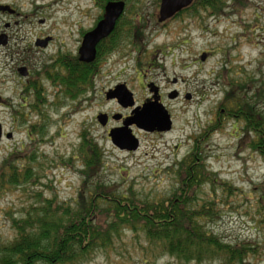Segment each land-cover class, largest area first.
Masks as SVG:
<instances>
[{
    "label": "rangeland",
    "instance_id": "374dc122",
    "mask_svg": "<svg viewBox=\"0 0 264 264\" xmlns=\"http://www.w3.org/2000/svg\"><path fill=\"white\" fill-rule=\"evenodd\" d=\"M225 2L216 14L211 8L195 6L197 13L191 8L163 23L159 22L161 0L127 5L117 28L118 49L107 55L112 83L72 100L64 93L65 85L50 82V107H42L45 116H40L31 110L33 102L22 106V87L11 63L22 46L43 34L54 38L50 57L74 58L82 43L81 33L95 27L103 16L102 7L98 0H0V6H11L19 13L0 16V32L9 37L8 47H0V95L11 105L0 107V123L4 135L12 134L0 144V169L11 152L35 144L28 135L33 126H45L44 142L31 148L38 155L32 167L34 172L39 169L41 181L30 190L42 191L49 198L57 196L75 207L85 179L79 159L85 132L104 153L105 167L92 179L95 183L118 192L132 191L143 200L166 198L177 187V164L190 154L194 138L219 117L224 125L209 135L205 165L217 180L238 192L217 185L203 189L199 198L214 202L219 212L206 222V229L226 243L249 244L257 250L264 243L258 212L264 194V156L241 144L246 141L244 121L224 114L230 106L226 98L238 95L264 116V0ZM130 29L132 36L128 37ZM117 83L127 84L138 100L149 96L152 86L158 87L173 122L172 130L162 135L136 132L140 148L131 154L116 148L96 121L99 112L116 109L102 93ZM44 85L46 88V81ZM173 91L179 93L178 99L168 97ZM23 189H0L1 242L15 238L11 220L21 217L33 203V194H25ZM160 255L143 238L127 232L122 242L100 251L87 264H176ZM257 256L244 264H264V255Z\"/></svg>",
    "mask_w": 264,
    "mask_h": 264
},
{
    "label": "trees",
    "instance_id": "16d2710c",
    "mask_svg": "<svg viewBox=\"0 0 264 264\" xmlns=\"http://www.w3.org/2000/svg\"><path fill=\"white\" fill-rule=\"evenodd\" d=\"M98 1L102 9L108 2L114 1H124L129 6L137 4V0ZM196 4L211 8L215 14L226 6L225 0H196L191 7L196 13ZM122 21L123 18L117 28L121 27ZM105 42L97 47L96 61L85 64L84 90L73 88V70L69 69V76L64 78V93L70 99L91 92L94 78L99 73L98 64L106 58ZM79 80L77 77L78 83ZM38 99L41 97L38 96ZM225 101L230 106L225 109L224 116L230 119L235 116L237 122L242 120L246 125V141H241V144L264 156V116L256 112L246 97L237 95ZM44 106H47L45 99L43 102L36 101L31 110L45 116L42 112ZM218 118L194 138L190 154L177 164V187L168 197L153 200H143L132 191L118 192L110 186L95 183L92 179L100 175L105 167L104 153L98 143L84 132L79 159L85 179L74 202L75 207L61 202L57 196L49 198L42 191L32 193L30 190L41 181L39 169L34 172L32 167L38 155L35 151L31 152V148H37L46 136L45 126H33L28 135L35 144L11 152L0 169V189L22 186L25 194H33L30 197L33 203L24 209L23 215L11 220L15 238L9 242L0 241V264H87L100 251H107L122 242L127 232L138 239L143 238L157 255L174 260L176 264H244L250 257L258 255L259 259L262 258L264 243L257 246V250L244 243L231 245L206 229V222L219 212L214 202L199 198L203 189L208 185L213 188L217 185L227 187L229 192H238L233 186L217 180V176L205 165V146L209 135L220 131L224 125ZM20 159L24 163L18 166ZM258 212L260 224L264 227V194L260 196Z\"/></svg>",
    "mask_w": 264,
    "mask_h": 264
},
{
    "label": "flooded vegetation",
    "instance_id": "af4514ba",
    "mask_svg": "<svg viewBox=\"0 0 264 264\" xmlns=\"http://www.w3.org/2000/svg\"><path fill=\"white\" fill-rule=\"evenodd\" d=\"M195 6L197 8H204L199 4H196ZM9 7L12 10H14L13 7H11V6H9ZM191 7L192 6L184 9L182 12L175 15L174 17L180 15L183 12H186ZM101 10L103 11V14H104V9H101ZM2 14L6 15V14H10V13H7V12L0 13V16ZM10 15H12V14H10ZM13 15L19 16V13L15 12ZM174 17L169 19V21L173 20ZM102 18H103V16L96 22V25L93 29L96 28V26L100 23ZM41 22H44V21H41ZM9 28H10V24H6L5 29H9ZM92 30H89L87 32L83 31L81 33L82 34V42H83L85 35ZM117 33L118 32H117V26H116L114 32L108 38L103 40L104 42L106 41L104 44L105 49L107 50L106 58L104 60L101 59V62H99V64H98L99 71H97V72H99V73L95 76L94 81H93V87H92V90L94 92H98L100 90L99 88L103 89V87L106 84L112 83V78L110 77L111 72L108 71L110 68L108 66H111L112 64L109 65V62L111 61V59L108 58L107 55H110L111 53L116 52L118 49V45H117L118 34ZM1 36L7 37V44L4 46H0V47H8V45H9L8 35L5 32H0V37ZM53 42H54V38L51 37L50 34H43V35L37 36L32 43H28V44H26L20 48V52L18 53V57L10 65L11 67L13 66L12 67L13 72H15V74H17L18 85L20 87H22V94L20 95V98H21L23 107L28 105L30 101L33 103H35L36 101L43 102L44 99L47 100L46 101L47 106L50 107V82L51 83L54 82V84H57V85L61 84L60 86H62V84L65 85L64 78L69 76V74H68L69 69L73 70V77H72L74 79L73 80L74 81L73 82V88L79 89V90H84V86H85L84 67H85L86 63L80 61L79 51H80L81 46L78 49L74 58H70L69 56L61 57L59 55H55V56L50 57V45ZM81 45H82V43H81ZM50 61L52 62L51 65H50ZM50 68L52 70H50ZM77 77H78V79H80L79 83L77 82ZM45 81H46V86H47L46 88H44L45 87V85H44ZM97 82L99 84H97ZM122 85H126L128 90L131 93H133L130 90V88L128 87V85L125 83H120V84L117 83V85H115L113 87L106 88L103 91L102 96L107 103L114 104L116 106V109L112 110V111L99 112L96 116L97 123L106 130L107 138L109 141H111L110 132L113 129L122 128L126 123H128L127 121L132 116V113H133L135 108H140L145 104L151 103L152 101H154L155 97L160 98V103L163 104V102H164L163 101L164 96L160 92L159 88L156 86H152L153 89H151V94L149 96H145L143 99L138 100V98H136V96L133 93L135 106L133 108H123L119 104V101L117 99L118 96H116V95H125L124 89H119V87ZM92 90H91V92H92ZM116 92H117V94H116ZM173 92H175V91H173ZM173 92L170 93L168 95V97L170 99H178L179 93H177L176 98H172L174 95ZM82 94H79V95H82ZM108 95H110V96L115 95V98L107 100ZM38 96H40L41 99H38ZM92 100L93 99H91V101ZM5 106L8 107L11 105H8L7 99H5L3 95H0V107H5ZM100 114H104L107 116V119H106L107 123L105 126H102L101 123H99V121H98V116ZM131 129H132L133 134L136 137H137L136 132H146V133L160 134V135L165 134V133H161L158 131L148 132V131H145L143 129L137 128V126H135V125L131 126Z\"/></svg>",
    "mask_w": 264,
    "mask_h": 264
},
{
    "label": "water",
    "instance_id": "95a60500",
    "mask_svg": "<svg viewBox=\"0 0 264 264\" xmlns=\"http://www.w3.org/2000/svg\"><path fill=\"white\" fill-rule=\"evenodd\" d=\"M194 0H161L160 6V18L159 22L163 23L175 15L182 12L184 9L190 7ZM126 9V3L124 1L109 2L105 6V11L102 20L96 26V28L87 33L83 39L79 55L80 61L86 64L95 62L97 58V46L106 38H108L115 30L118 21L122 18ZM14 14L15 11L9 6H0V13ZM7 44V37H0V46ZM205 56L202 57L204 60ZM119 89H124L125 95H116L119 104L123 108H133L135 106L134 95L131 93L126 85H122ZM118 92V91H117ZM116 92V94H117ZM173 97H177V93L173 92ZM115 98V95H108L107 100ZM107 116L100 114L98 121L102 126H105ZM122 128L113 129L110 132V138L112 144L120 151L136 152L140 148V142L138 138L133 134L131 126L135 125L139 129H143L148 132L158 131L166 133L172 130L173 122L169 112L164 105L160 103V98L155 97L154 101L145 104L140 108H135L132 116L128 119ZM3 126L0 123V144L3 140ZM12 134H8L6 137L9 139Z\"/></svg>",
    "mask_w": 264,
    "mask_h": 264
}]
</instances>
